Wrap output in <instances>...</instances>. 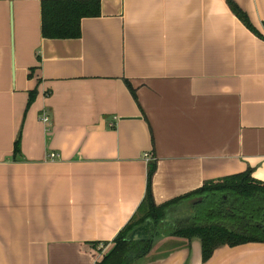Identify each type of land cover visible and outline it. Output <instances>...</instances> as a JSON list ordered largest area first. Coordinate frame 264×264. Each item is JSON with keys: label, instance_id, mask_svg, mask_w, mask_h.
Here are the masks:
<instances>
[{"label": "crops", "instance_id": "0c3cea01", "mask_svg": "<svg viewBox=\"0 0 264 264\" xmlns=\"http://www.w3.org/2000/svg\"><path fill=\"white\" fill-rule=\"evenodd\" d=\"M232 1L264 37V0ZM151 162L155 205L246 172L264 185V40L225 0H100L66 40L42 37L41 0H0V264H99ZM203 202L170 208L131 264H264L263 243L203 263L171 235Z\"/></svg>", "mask_w": 264, "mask_h": 264}, {"label": "trees", "instance_id": "16d2710c", "mask_svg": "<svg viewBox=\"0 0 264 264\" xmlns=\"http://www.w3.org/2000/svg\"><path fill=\"white\" fill-rule=\"evenodd\" d=\"M225 1L245 28L264 40L237 5L232 0ZM99 14L100 0H41L42 37L52 40L77 39L80 37L81 20L97 18ZM34 98L35 94L30 93L27 107L32 104ZM18 152L19 145L16 142L14 155ZM155 169V163L148 164L145 197L137 217L118 233L113 240V247L99 264H131L145 256L150 251L152 239L131 243L125 240L128 233L150 220L154 224L153 237L170 208L195 197H202L204 202L195 208L193 222L188 226L173 229L171 235L188 240L199 239L203 263L221 247H236L247 243L264 244V185L253 182L250 172L206 183L188 195L155 205L151 191ZM221 197L228 200L225 203L229 208L227 211L223 209L225 205L221 203ZM215 212L220 215V220L216 222L215 219L212 220Z\"/></svg>", "mask_w": 264, "mask_h": 264}, {"label": "water", "instance_id": "95a60500", "mask_svg": "<svg viewBox=\"0 0 264 264\" xmlns=\"http://www.w3.org/2000/svg\"><path fill=\"white\" fill-rule=\"evenodd\" d=\"M202 200L203 199L201 197H195L185 201V204L192 211L191 207L196 205L197 203H200ZM153 233H154V224L152 221L147 220L143 225L133 229L130 233H128L125 240L131 243L147 242L152 239Z\"/></svg>", "mask_w": 264, "mask_h": 264}, {"label": "built area", "instance_id": "2783aa9c", "mask_svg": "<svg viewBox=\"0 0 264 264\" xmlns=\"http://www.w3.org/2000/svg\"><path fill=\"white\" fill-rule=\"evenodd\" d=\"M41 120H42V122H44V123H48L49 122V119H48V117L46 116V115H43L42 116V118H41ZM49 158H54V155H49ZM144 159H145V161H149L150 160V157H149V155H147V154H145L144 155Z\"/></svg>", "mask_w": 264, "mask_h": 264}, {"label": "rangeland", "instance_id": "374dc122", "mask_svg": "<svg viewBox=\"0 0 264 264\" xmlns=\"http://www.w3.org/2000/svg\"><path fill=\"white\" fill-rule=\"evenodd\" d=\"M223 199H224V198H223ZM212 216H213V217H212V220L215 219V222H216V221H218V217H219L220 215H219L218 213L215 212V214L212 215ZM201 223H202V222H201ZM155 239H157V237H156Z\"/></svg>", "mask_w": 264, "mask_h": 264}]
</instances>
